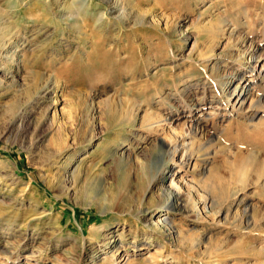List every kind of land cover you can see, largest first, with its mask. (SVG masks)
Returning a JSON list of instances; mask_svg holds the SVG:
<instances>
[{"label": "rangeland", "instance_id": "rangeland-1", "mask_svg": "<svg viewBox=\"0 0 264 264\" xmlns=\"http://www.w3.org/2000/svg\"><path fill=\"white\" fill-rule=\"evenodd\" d=\"M0 40V264H264V0H0Z\"/></svg>", "mask_w": 264, "mask_h": 264}, {"label": "bare ground", "instance_id": "bare-ground-1", "mask_svg": "<svg viewBox=\"0 0 264 264\" xmlns=\"http://www.w3.org/2000/svg\"><path fill=\"white\" fill-rule=\"evenodd\" d=\"M74 1V0H73ZM117 1V0H116ZM76 2L77 1H75V5H76ZM82 3V5L84 4L83 2H81ZM116 4V3H115ZM81 5V6H82ZM70 6V5H69ZM76 17V16H75ZM82 20L83 19H78V17H77V19L76 20H74L75 21V23L77 24V23H81L82 22ZM79 25V24H78ZM78 25H76L77 27H78ZM80 25H82V23L80 24ZM75 26V25H74ZM80 27V26H79ZM78 27V28H79ZM79 30V29H78ZM82 30V29H81ZM84 32V31H83ZM78 33H80V32H78ZM237 41V40H236ZM243 39H241L240 37L238 38V41L237 42H239V43H242L243 44ZM237 42L233 45V47L234 46H236L237 45ZM4 44V41L3 42H1V40H0V47L2 46ZM232 46V45H231ZM3 48V47H2ZM238 48V47H237ZM240 48V47H239ZM209 57V56H208ZM236 58L237 59H241V60H243V59H245V58H247L248 60L249 59H251V58H253V55L252 54H249V55H247V56H245V51H240V49H239V52L236 54ZM243 58V59H242ZM201 64H203L204 62H200ZM211 63V61H209V62H207V63H205V64H203V66L205 67V69H207L208 70V72H210L211 71V73L212 74H214L216 77H217V83H216V87H217V90H218V86H221L222 88H220V93H224V94H227L228 96H231V95H233L237 90H238V87H239V84H240V78H242V75H241V77L240 78H238V81L236 82V80L235 81H231V80H225L224 79V73H222L221 72V70H219L218 69V66H217V63H216V61L215 62H213L212 64H210ZM208 76V75H207ZM220 84V85H219ZM241 89H243V85H242V87H241ZM222 91V92H221ZM178 92H180V90L178 89ZM152 114V113H151ZM154 115H155V113H154ZM153 115V116H154ZM148 115L146 114V116H144V117H147ZM132 117V116H131ZM134 117V116H133ZM152 117V116H151ZM150 117V118H151ZM154 118H155V120L152 118V122L150 123V125H155L153 128L155 129V131H157V130H159L160 129V125H158V123H160V121H165L166 119H161L160 117H156V115L154 116ZM149 118L147 117V120H148ZM147 120H145V121H147ZM131 121V120H130ZM132 122V121H131ZM148 122V121H147ZM149 122H150V120H149ZM143 124V123H142ZM148 124V123H147ZM183 125V124H182ZM195 125V124H194ZM188 126V125H187ZM183 127V126H182ZM182 127H180L179 126V128H181L182 129ZM183 128H185V126L183 127ZM194 129H196L197 130V128L194 126ZM189 130V132L191 131V127H189L188 129H187V131ZM174 133V132H173ZM176 133V132H175ZM139 135V134H138ZM175 135V134H174ZM177 135V134H176ZM90 138V137H89ZM171 142H173V141H171ZM171 144L172 143H166L165 141L163 142V140H162V146H164V147H167L168 146V148H172V151H171V153H170V155H171V157L170 158H173L174 157V155H175V153H176V145H172L173 147H171ZM118 145V144H117ZM65 146H66V143L65 142H61L59 145H58V147H56L57 148V150H56V152L54 153V154H59V153H63V151L65 150ZM113 146V145H112ZM100 147V145H99V143H97V146H96V148H99ZM117 147H115V148H112L111 147V145H110V143L109 142H106L105 144H102V146L100 147V149L98 150V151H95V153L97 152L98 154H97V157H99V159H114V160H117V163L119 162H123V161H129L130 159H129V156H128V154H125L124 153V151L122 150L121 152H117V149H116ZM179 149V148H178ZM185 153V152H184ZM183 152L181 153V155H180V157H182V156H184L183 154H184ZM56 156V155H55ZM82 162V161H81ZM81 162L80 161H78L77 162V165H76V167L70 172V178L72 179V181H76L78 178H79V176H80V173H81V171H82V167H81ZM128 163V162H127ZM166 164V163H165ZM84 169V168H83ZM165 170V169H164ZM170 176H173V173H171L170 174ZM172 178V177H171ZM124 179V178H123ZM174 181H176V180H174ZM73 182V183H74ZM121 184H122V182H121ZM175 184V183H174ZM176 189V188H175ZM106 196V195H105ZM171 197V196H170ZM92 198H94V197H92ZM203 200V199H202ZM111 202H112V199H109V198H102L101 200L99 199V203L97 204L98 205V208H102L104 205H108V204H111ZM93 203V202H92ZM88 204H91V202H87V205ZM167 205V204H166ZM204 206H205V204H204ZM193 208H195V210H196V212L198 211V212H201V208L199 209V206H198V204L196 203H194L193 204ZM205 208V207H204ZM191 209V208H190ZM194 210V211H195ZM192 211V210H191ZM203 211V210H202ZM142 211L140 210V211H137V213L139 214V213H141ZM198 212H197V214H198ZM227 219V218H226ZM173 219H172V217H170L169 215H166V216H164L163 218H160V220H159V222H157L156 224H155V226H156V228H157V230H170V229H172L173 228ZM175 227V226H174ZM102 229H103V226H102V224H100V225H98V224H94V225H92V227H91V231H92V233H93V236H94V240H95V242H96V246H103V247H105L106 249H110L109 250V253L111 254V258L117 253V251H118V249L122 246V241L120 240V238L118 237H116V235L115 234H113V231H111L110 230V228H107V229H105L104 231H102ZM177 229V228H176ZM178 230V229H177ZM176 230V231H177ZM182 230V229H181ZM179 231H180V228H179ZM183 231V230H182ZM181 233V232H180ZM123 233L121 232V233H119V235L121 236ZM132 234H133V238L134 239H136V237H137V232L136 231H133L132 232ZM169 234V233H168ZM181 234H183V233H181ZM190 234V233H189ZM185 235H188V234H185ZM182 236V235H181ZM183 237V239H185L186 240V238H184V237H186V236H182ZM181 240V239H180ZM190 240V239H189ZM182 241V240H181ZM181 241H179V245L180 246H182L181 245ZM187 241V240H186ZM182 242H184V241H182ZM93 243V242H92ZM186 243H188V242H186ZM185 243V244H186ZM190 245V244H189ZM134 246H136V245H134ZM191 246V245H190ZM190 251V250H189ZM124 264H127V260H125L124 261Z\"/></svg>", "mask_w": 264, "mask_h": 264}]
</instances>
